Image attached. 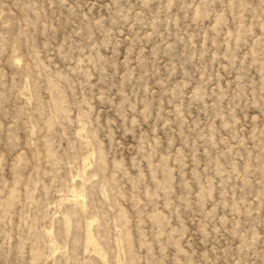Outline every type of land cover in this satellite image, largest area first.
<instances>
[{"label":"rangeland","instance_id":"obj_1","mask_svg":"<svg viewBox=\"0 0 264 264\" xmlns=\"http://www.w3.org/2000/svg\"><path fill=\"white\" fill-rule=\"evenodd\" d=\"M0 264H264V0H0Z\"/></svg>","mask_w":264,"mask_h":264},{"label":"bare ground","instance_id":"obj_2","mask_svg":"<svg viewBox=\"0 0 264 264\" xmlns=\"http://www.w3.org/2000/svg\"><path fill=\"white\" fill-rule=\"evenodd\" d=\"M93 239V238H92Z\"/></svg>","mask_w":264,"mask_h":264}]
</instances>
